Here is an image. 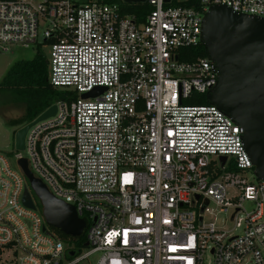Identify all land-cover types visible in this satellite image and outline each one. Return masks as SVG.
Returning a JSON list of instances; mask_svg holds the SVG:
<instances>
[{
  "label": "built area",
  "instance_id": "1",
  "mask_svg": "<svg viewBox=\"0 0 264 264\" xmlns=\"http://www.w3.org/2000/svg\"><path fill=\"white\" fill-rule=\"evenodd\" d=\"M144 2L147 13L127 10ZM144 2L0 0V49L46 41L49 84L75 95L28 128L22 150L0 153V264H264V180L243 129L187 103L216 84L214 63L178 60L210 5L264 18V0ZM22 158L85 220L81 250L21 202ZM211 204L229 212L219 225Z\"/></svg>",
  "mask_w": 264,
  "mask_h": 264
},
{
  "label": "water",
  "instance_id": "2",
  "mask_svg": "<svg viewBox=\"0 0 264 264\" xmlns=\"http://www.w3.org/2000/svg\"><path fill=\"white\" fill-rule=\"evenodd\" d=\"M200 43L218 71L216 84L206 92L205 98L242 127V141L253 175L264 180V18L236 13L221 4L210 5L201 19ZM104 90V87H97L80 97L87 98ZM55 111L56 106L51 104L33 120L17 128L13 134L14 150L24 148V138L31 125L54 115ZM224 159V156L220 157L222 162ZM17 164L27 181L21 202L36 209L32 194L35 196L45 222L43 230L48 229L66 242L80 239L86 227L85 220L78 217L72 205L49 192L28 169L24 158L17 160Z\"/></svg>",
  "mask_w": 264,
  "mask_h": 264
},
{
  "label": "trees",
  "instance_id": "3",
  "mask_svg": "<svg viewBox=\"0 0 264 264\" xmlns=\"http://www.w3.org/2000/svg\"><path fill=\"white\" fill-rule=\"evenodd\" d=\"M184 5L198 7V0H185ZM126 5V4H123ZM129 12L147 13L151 6L147 3L126 5ZM141 19V18H140ZM142 20V19H141ZM46 41L36 44V51L32 59L17 60L6 70L0 80V98L3 104L19 110L14 117L5 120L7 126L15 130L38 116L48 106L58 99L75 95L66 89L56 88L48 82V58L43 51ZM178 60L191 61L197 57H205L206 53L201 43L192 47L178 49ZM187 103H208L204 94H192ZM33 197V196H32ZM35 202V201H34ZM39 211L40 206L35 202ZM73 246L77 251L84 246V237L75 240Z\"/></svg>",
  "mask_w": 264,
  "mask_h": 264
},
{
  "label": "rangeland",
  "instance_id": "4",
  "mask_svg": "<svg viewBox=\"0 0 264 264\" xmlns=\"http://www.w3.org/2000/svg\"><path fill=\"white\" fill-rule=\"evenodd\" d=\"M40 35L38 36V40H40ZM36 51V44H30L28 47H23L22 45H9L6 51L0 49V80L4 76L6 70L10 67V65L17 60H28L32 59ZM43 51H45L47 55L48 48L46 46L43 47ZM19 110L10 106H7L2 103L0 98V153H6L12 151L13 148V128L6 125L5 120L11 117H14L18 114ZM210 159H216L214 156H210ZM12 166H14V162L11 161ZM33 199L36 203H38L35 196L32 194ZM210 208L213 209L212 216L216 217L215 224L219 225L220 220L222 218H228L229 212H219L218 208L213 204L210 205ZM40 210V209H39ZM206 220L211 219L209 216H205ZM226 226H231V223L226 220Z\"/></svg>",
  "mask_w": 264,
  "mask_h": 264
}]
</instances>
